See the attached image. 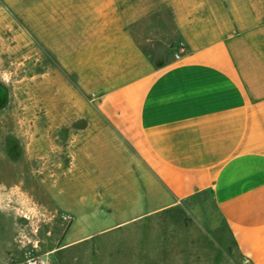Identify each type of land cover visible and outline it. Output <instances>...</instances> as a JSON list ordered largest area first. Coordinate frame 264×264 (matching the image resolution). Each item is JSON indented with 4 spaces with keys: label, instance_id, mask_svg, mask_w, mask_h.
Wrapping results in <instances>:
<instances>
[{
    "label": "crops",
    "instance_id": "obj_1",
    "mask_svg": "<svg viewBox=\"0 0 264 264\" xmlns=\"http://www.w3.org/2000/svg\"><path fill=\"white\" fill-rule=\"evenodd\" d=\"M75 3L76 59L104 67L96 110L125 179L107 205L215 211L264 264V0Z\"/></svg>",
    "mask_w": 264,
    "mask_h": 264
},
{
    "label": "rangeland",
    "instance_id": "obj_2",
    "mask_svg": "<svg viewBox=\"0 0 264 264\" xmlns=\"http://www.w3.org/2000/svg\"><path fill=\"white\" fill-rule=\"evenodd\" d=\"M75 2L0 0V264H250L215 211L107 205L125 179Z\"/></svg>",
    "mask_w": 264,
    "mask_h": 264
},
{
    "label": "built area",
    "instance_id": "obj_3",
    "mask_svg": "<svg viewBox=\"0 0 264 264\" xmlns=\"http://www.w3.org/2000/svg\"><path fill=\"white\" fill-rule=\"evenodd\" d=\"M173 50H174V54H173L174 57L178 58L180 54L184 53L185 47L182 43H179L174 47ZM243 258H244V260H246L245 257H243ZM38 262H39V259L35 257V258L28 260L26 264H39Z\"/></svg>",
    "mask_w": 264,
    "mask_h": 264
}]
</instances>
